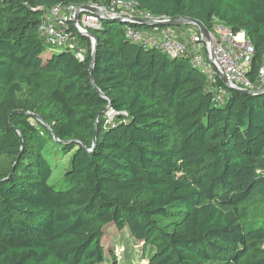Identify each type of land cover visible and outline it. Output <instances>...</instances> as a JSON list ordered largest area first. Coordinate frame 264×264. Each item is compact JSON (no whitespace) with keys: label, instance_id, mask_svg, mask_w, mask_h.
Wrapping results in <instances>:
<instances>
[{"label":"trees","instance_id":"1","mask_svg":"<svg viewBox=\"0 0 264 264\" xmlns=\"http://www.w3.org/2000/svg\"><path fill=\"white\" fill-rule=\"evenodd\" d=\"M110 1L0 0V264H103L104 236L126 228L151 247L147 264H264V220L243 219L264 200V94L209 81L189 57L130 41L127 23L103 19L93 75L111 109L87 150L109 104L90 81L91 41L78 35L84 60L47 51L39 26L56 5ZM136 1L244 31L256 78L264 0ZM215 86L228 89L223 105Z\"/></svg>","mask_w":264,"mask_h":264},{"label":"built area","instance_id":"2","mask_svg":"<svg viewBox=\"0 0 264 264\" xmlns=\"http://www.w3.org/2000/svg\"><path fill=\"white\" fill-rule=\"evenodd\" d=\"M86 6L97 9L99 14L85 11ZM103 19L127 23L125 37L130 41L160 50L172 59L189 57L192 65L205 73L209 81L215 82L217 77L223 76L233 90L264 89V56L263 65L252 80L249 72L255 48L244 31L235 33L219 20H215L211 30L207 29L205 37L194 24L169 26L174 19L141 9L136 0H112L104 5H56L45 11L39 33L47 45L73 51L79 60H84L87 49L78 43V35L85 36L86 32L99 29ZM89 39L93 49L94 40ZM213 91L214 102L225 104L229 97L228 89L215 86Z\"/></svg>","mask_w":264,"mask_h":264},{"label":"rangeland","instance_id":"3","mask_svg":"<svg viewBox=\"0 0 264 264\" xmlns=\"http://www.w3.org/2000/svg\"><path fill=\"white\" fill-rule=\"evenodd\" d=\"M46 45L47 51L58 52L61 48ZM70 157L67 158V161ZM65 162L56 169L52 183L57 189L61 188L64 177ZM245 225H251L264 220V200L255 205H247L243 209ZM103 246L106 253V261L103 264H147L151 247L145 246L143 241L137 240L128 228L118 232L111 231L103 238Z\"/></svg>","mask_w":264,"mask_h":264},{"label":"water","instance_id":"4","mask_svg":"<svg viewBox=\"0 0 264 264\" xmlns=\"http://www.w3.org/2000/svg\"><path fill=\"white\" fill-rule=\"evenodd\" d=\"M85 11L93 13V14H99V11L97 9H95L93 7H90V6H86L85 7ZM191 24H194L197 27H199L201 33L205 37H207V28L203 25V23L201 21L196 20V19H185V18L174 19L168 25L172 26V27H180V26H183V25H191ZM85 37L92 38L94 40V45H93V49H92V57H91V67H90V70H89L90 81H91L92 85L95 87V89L100 93V95L103 96L105 99H107L109 101V104L98 114V117H97V121H96V124H95L96 128H95V136H94V139H93V146H92V149H87L89 152H93L95 150L96 146H97L98 120H99V118H100L102 113H104V112H106V111L111 109V101H110V99L107 96H105L99 90V88L97 87V85L95 83V80H94L93 71H94V66H95V62H96L95 61V57H96V52H97L98 40H97L95 34L93 32H89V31L85 33ZM221 79L223 80L225 85L230 89L228 81L223 76H221ZM236 91H238V92H240L242 94H245V95H249V96H260V95L264 94V89L255 90V91H251V90L250 91H248V90H236ZM31 115L34 118H36L37 120L41 121L51 131V128L48 126V124H46L38 115H35V114H31ZM52 134L54 135L53 132H52ZM54 138H55V140H57L55 135H54Z\"/></svg>","mask_w":264,"mask_h":264}]
</instances>
